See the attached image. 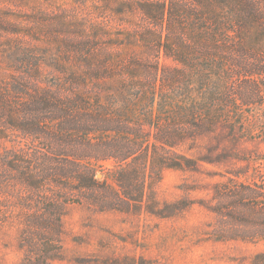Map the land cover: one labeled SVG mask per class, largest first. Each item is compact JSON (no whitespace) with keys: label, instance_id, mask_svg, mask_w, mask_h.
Returning a JSON list of instances; mask_svg holds the SVG:
<instances>
[{"label":"trees","instance_id":"1","mask_svg":"<svg viewBox=\"0 0 264 264\" xmlns=\"http://www.w3.org/2000/svg\"><path fill=\"white\" fill-rule=\"evenodd\" d=\"M1 1L0 230L19 264L60 257L69 205L139 212L167 169L213 183L160 216L197 205L208 241L264 240V151L242 148L264 144V0Z\"/></svg>","mask_w":264,"mask_h":264},{"label":"rangeland","instance_id":"2","mask_svg":"<svg viewBox=\"0 0 264 264\" xmlns=\"http://www.w3.org/2000/svg\"><path fill=\"white\" fill-rule=\"evenodd\" d=\"M71 4L59 0L57 16ZM257 147L264 151L263 143L242 146L249 150ZM104 165L107 169L113 166L111 161ZM261 169L264 171V163ZM97 178L103 179V175L98 173ZM212 183L199 174L167 169L155 186V199H148L139 212L98 211L87 203L71 204L63 218L61 255L49 264H264V240L208 241L202 233L211 217L197 205L174 216L159 215L173 211V204L184 198V187L205 188ZM190 197L208 198V190ZM22 257L16 227H4L0 230V264H19Z\"/></svg>","mask_w":264,"mask_h":264}]
</instances>
